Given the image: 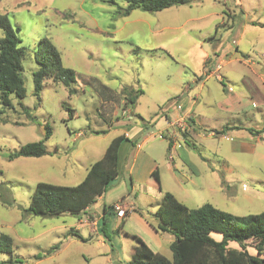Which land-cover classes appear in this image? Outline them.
<instances>
[{
  "label": "rangeland",
  "instance_id": "1",
  "mask_svg": "<svg viewBox=\"0 0 264 264\" xmlns=\"http://www.w3.org/2000/svg\"><path fill=\"white\" fill-rule=\"evenodd\" d=\"M189 1V5L158 13L134 10L129 16L120 17L117 7L103 0H0V14L14 29H19L17 36L26 50L21 59L25 96L13 101V110L4 111L1 118L7 123L0 124V233L9 235L13 242L11 257L0 254V264H127L134 238L143 239L151 250L156 249L160 234H151L148 225H156L154 213L161 196L156 199L138 184L131 191L126 149L143 144V150L151 147L167 163L166 140L159 136L162 132L158 133L157 120L174 108L172 99L194 76L204 73L199 63L206 53L215 60L227 46L230 55L224 58L217 73L223 83L212 77L209 83L214 92L208 94L204 89L203 102H198L202 104L197 107L207 120L198 134L213 135L204 140L196 138L195 145L184 142V150L195 154L190 156V162L197 174L176 157L173 172L184 186L173 182L166 185V181L164 186L190 209L211 204L237 216L264 212V139L255 143L252 151L242 152L238 145L241 136L248 132L241 128L222 131V126L227 125L215 118L224 114L216 106L226 89L236 93L244 88L238 79L243 74L249 76L250 70L243 56L251 59L257 72L264 75V0ZM44 38L57 48L63 66L75 73V92L71 95L62 83L52 79L44 81L39 100L33 95L32 74L38 69L33 55L39 40ZM157 49L169 56L161 51L148 52ZM232 59L238 60L226 63ZM249 78L245 88L256 93L259 90L260 95L244 104V112L264 125V86H257L256 77ZM123 88L143 92L135 108L130 109L139 124L124 117L128 114L123 110L130 107L120 97ZM106 94L118 96L121 102L112 103L111 109ZM20 105L29 109L31 120ZM245 118L236 121L248 126ZM46 127L51 132L45 142L49 155L12 161L5 158L27 143L44 140ZM100 131L106 133L95 134ZM120 135L130 142L122 144L118 177L97 208L100 207V215L102 205L121 193L135 210L123 219L106 215L104 241L86 225V220L90 222L98 216L24 215L37 183L78 185L90 165L100 160L110 142ZM182 170L191 173L188 179L192 184L181 176ZM139 173L135 172L136 179ZM122 209L127 212L125 207ZM89 211L98 210L90 206ZM101 225L102 221L100 228ZM75 230H79L84 241L72 235ZM213 237L220 239L219 235ZM56 245L58 249L49 256L35 259ZM163 253L170 257L169 250Z\"/></svg>",
  "mask_w": 264,
  "mask_h": 264
},
{
  "label": "trees",
  "instance_id": "2",
  "mask_svg": "<svg viewBox=\"0 0 264 264\" xmlns=\"http://www.w3.org/2000/svg\"><path fill=\"white\" fill-rule=\"evenodd\" d=\"M110 6L117 7L120 17H127L134 10L158 13L166 9L189 5V0H103ZM119 3L125 5L120 6ZM7 17L0 14V124H6L1 116L5 110H13V101H20L25 96L21 78V59L25 48ZM164 50H150L149 53ZM34 61L38 69L33 72V95L39 100L44 81L52 79L62 83L69 91L75 92V73L63 66L60 53L47 38L38 42L34 52ZM143 92L140 89L123 88L120 97L125 105L133 109ZM111 95V94H110ZM106 94V100L118 104V96ZM173 100V99H172ZM23 111L32 119L28 108ZM249 132H251L249 130ZM46 127L44 140L27 143L8 153L5 158L12 161L17 158H40L50 153L45 142L50 136ZM100 131L95 134H105ZM129 138L120 135L107 146L103 157L90 165L83 180L76 186H57L49 183H37L24 215L41 217H58L63 214L80 215L92 206L96 199L104 195L109 186L118 177V153L123 142ZM148 185L160 191L158 170L152 173ZM161 192V191H160ZM112 214L113 208L104 207ZM127 213V212H126ZM126 216V215H125ZM157 222L152 226L156 233L168 234L173 241L169 245L171 258L152 251L141 239L134 238L127 264H264V212L245 216L232 215L221 211L211 204L190 209L176 199L171 193L161 194V199L154 213ZM106 218L103 217L101 234L106 238ZM73 236H79L76 233ZM213 235H219L215 239ZM12 238L0 233V254L11 257ZM234 243L236 247H231ZM58 246H53L43 256L38 254L36 260L49 256ZM252 251V253L250 252ZM10 261V260H9ZM20 264V263H19Z\"/></svg>",
  "mask_w": 264,
  "mask_h": 264
},
{
  "label": "crops",
  "instance_id": "3",
  "mask_svg": "<svg viewBox=\"0 0 264 264\" xmlns=\"http://www.w3.org/2000/svg\"><path fill=\"white\" fill-rule=\"evenodd\" d=\"M236 38L238 37V34L235 35ZM237 43L235 44V52L238 51V40L236 41ZM230 49V47H226L225 49L221 50L219 55H216L215 60H210L208 53L203 57V60H200V67L203 70L204 73L194 76V79L190 81L189 85L181 92L176 95L173 100H174V108L170 109L167 113L168 115L164 114L159 117L157 120L156 124L158 127V133H161L159 136L163 137L162 139L166 140V164L163 163V158L162 157H157V154L153 152V149L149 147V149L146 148V150L142 149L143 144H136L133 145L132 148L129 150L128 148L126 151L128 152V162L126 165L127 168V175L129 176L130 184H131V191L134 188V185H142L144 191L148 192V194H153L156 195V199L161 196L162 193L168 192L170 193L171 191L167 189L164 184L166 181V185L170 184V182L173 183H179L180 186L182 185L181 182H179L178 177L176 174L173 172L174 170V165H175V158L178 157L182 163L186 164L188 169H191L192 172L196 175L197 174V169L195 165H193L190 162V156H194L195 154L191 152L190 150H184V145L185 141H189L191 144H196L197 140L196 138H201V139H208L213 135V133H209L207 135H200L198 134L197 130L201 129L204 124L207 123V120H204L205 117L199 114V111H197V107L202 104L200 103L198 105V102H203V92L204 89H206V92L208 94H213L214 89L210 85L209 81L212 79V77H216V82L223 83V79L221 78L220 81L217 79V76L215 74V68L217 65H220L222 63H225L224 58H227L230 53L227 54V51ZM225 56V57H224ZM233 60H238V59H232V60H227L226 63H230ZM243 62H245L249 66L250 74L249 76H254L257 78V86L260 87L261 85L264 86V75L260 74L257 72V70L254 67V62L250 61L251 59H246V57L243 56L242 58ZM264 62V60H262ZM206 72V73H205ZM249 76L247 75H242L241 79H238V82H241V85L243 84L244 88L240 92H232L230 89H226L225 95L223 98H221V101L217 103V109H219V112L224 113L223 115L220 114V116H216V119H221V122L223 124H226L227 126L223 127L222 131H227L233 130L236 128H241L245 132L247 131L248 134L241 136V142L238 145V148L242 152H250L254 148V144L260 142L261 140L264 139V125H261L258 120H255V116H251L248 113H245V103H248V101H251L253 98H255L256 95L259 94V90H257V93L255 90L249 91L245 88V83L250 80ZM226 80H229L227 77H225ZM264 90V88H263ZM143 95V94H142ZM141 95V96H142ZM140 96V97H141ZM191 99V100H190ZM113 101H108V105L110 106L111 109H113ZM216 103V102H214ZM188 104L187 109H185L186 105ZM216 105V104H215ZM135 108V107H134ZM125 113L127 112L128 116H124L127 120H133L134 123L139 124L140 120H134V114L131 112L130 108L127 110H123ZM123 115V114H122ZM248 115V116H247ZM248 118H245V117ZM245 118L248 120V126H243L240 121L241 118ZM223 118V121H222ZM237 122V124L235 123ZM173 129H176L174 131ZM168 130H171V133H168ZM249 130L251 132H249ZM180 133V136H182V139L180 136H178ZM225 137V138H224ZM128 138V137H127ZM223 139H228L226 136H222ZM147 139H144V143L146 142ZM127 144L129 143L128 141ZM182 142L184 144H182ZM124 143V142H123ZM122 143V144H123ZM120 146L119 152L121 151ZM186 146V145H185ZM187 147V146H186ZM173 152V153H172ZM170 157V160H169ZM203 158V157H202ZM203 161H205L203 159ZM162 164L164 167H162ZM118 166H119V153H118ZM117 166V168H118ZM155 169L158 170L159 174V185H160V191L152 188L150 185H148V181L152 175V173L155 171ZM141 172L139 173L140 176L138 179L135 178V172ZM87 172V171H86ZM187 171H180L181 176L190 184L191 181L189 178V174L191 173H186ZM86 175V174H85ZM83 180V179H82ZM137 182H136V181ZM186 182V183H188ZM181 183V184H180ZM172 194V193H171ZM175 196V194H172ZM104 195L96 199V202L92 205L95 207L96 210L98 211H93L92 213L89 211L90 207L85 210L83 213L86 217L91 216L95 217L98 216L96 219L93 221H87L86 220V225L89 227L90 232L95 235L97 238H102L101 234V228L99 227L103 217L106 218V215L108 216V213L104 211V207H110L116 202H122L121 205L122 207H125L127 210V213L129 211L135 210L133 205H129L125 202V197L121 195V193H117L115 196H113L112 200L107 203L102 205L101 208V214L99 215L100 207L97 208L98 204L102 202L104 199ZM161 199V197H160ZM159 203V201H158ZM157 206V205H156ZM87 211L90 213L87 214ZM112 215L115 216V218L120 219L116 216L115 211H112ZM125 218V217H124ZM123 219V218H121ZM143 219V218H141ZM144 221V219H143ZM147 224V222H146ZM148 227L151 229V234L159 235L160 233H156L154 229L152 228V225H148ZM79 230H75V233L78 235ZM163 235H168V234H160L157 236V247L156 249L152 250L154 252H158L167 258H171V252H170V257L164 254L163 252H167L169 250V245L173 241L172 236L170 238H165ZM79 236V235H78ZM79 240L84 241L83 238L79 236ZM104 241V240H103ZM144 242V240L142 239ZM112 250V247H111ZM170 251V250H169Z\"/></svg>",
  "mask_w": 264,
  "mask_h": 264
},
{
  "label": "built area",
  "instance_id": "4",
  "mask_svg": "<svg viewBox=\"0 0 264 264\" xmlns=\"http://www.w3.org/2000/svg\"><path fill=\"white\" fill-rule=\"evenodd\" d=\"M219 69H220V65H217L215 68V74L217 76V79L220 81V77L217 75V73L219 72ZM169 160H170V157H169ZM121 203L122 202H116L115 204L112 205V208L116 213V216L120 219L124 218L126 215V212L122 209Z\"/></svg>",
  "mask_w": 264,
  "mask_h": 264
}]
</instances>
